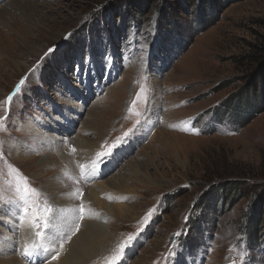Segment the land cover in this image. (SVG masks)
<instances>
[{"label":"rangeland","instance_id":"374dc122","mask_svg":"<svg viewBox=\"0 0 264 264\" xmlns=\"http://www.w3.org/2000/svg\"><path fill=\"white\" fill-rule=\"evenodd\" d=\"M8 1L0 0L2 13L10 10ZM12 2L19 7L5 13L0 25V46L6 48L0 51V117H8L0 130V204L9 198L16 207L14 192L27 178L39 192L32 196L37 206L50 209L51 220L57 206L46 205L51 198L43 185L79 170L75 192L87 197L102 184L111 199L98 198L114 210L107 222H98L116 243L88 264H264V56L258 54L264 48V0L202 1L210 5L209 20L184 0ZM49 48L57 50L55 59L45 57ZM105 53L112 57L107 70ZM85 54L86 84H71L73 95L62 99L60 81L71 83L72 69ZM25 76L9 114L6 98ZM213 116L231 121L212 122ZM93 126L106 130L103 140ZM86 138L90 150L100 144L93 158L82 155L86 163H60L56 154L52 159L55 139L65 141L63 153L68 149L75 158ZM112 145V156L89 180L97 154ZM214 175H227L240 189L232 203L215 193ZM213 199L214 205L206 202ZM78 202L92 217L88 205ZM89 204L97 211L95 197ZM11 215L0 208V264L45 261L35 262L40 251L21 257L23 245L12 238L21 231ZM248 215L255 231L250 245L241 236ZM10 241L11 253H1Z\"/></svg>","mask_w":264,"mask_h":264},{"label":"bare ground","instance_id":"6f19581e","mask_svg":"<svg viewBox=\"0 0 264 264\" xmlns=\"http://www.w3.org/2000/svg\"><path fill=\"white\" fill-rule=\"evenodd\" d=\"M11 2H12V0L8 1V3L10 5H8V3L6 5L10 6V10H12V9L16 10L19 6H17L15 4V2H12V4H11ZM10 10L7 9V11H5L4 13H2L0 11V18H1L0 19V25H3L1 21L4 18V15H6L5 13H9ZM13 19L15 21V18H13ZM13 31H14V29H13ZM3 42H4L3 35H0V45H2ZM1 49L5 50L6 48L3 47V46L2 47L0 46V51H2ZM93 80H94V78H93ZM90 81L91 82L89 84V91H90L89 94L91 95L92 94L91 93L92 90H91L90 86L92 84V80L90 79ZM75 105H76V103H75ZM78 105H79V103H78ZM72 118L73 117H71V119ZM144 124H146V123H144ZM144 124L142 125V127L144 126ZM62 125H63V128H61V129L63 130V132H65L66 135L71 136V135H69L70 129L69 128H64V124H62ZM91 131H93L92 133H95L96 137H98V139L100 141L103 140L104 139L103 137L106 135V130H103V131L102 130H98L94 126L91 128ZM55 140L58 143V146H55V148H54V149H56L55 153L53 151H51L52 152L51 157H52L53 160H55L56 157H57L58 160L60 161V163H64V162L67 163L68 161L73 162V161H75V159H78L77 163L79 162V164H81V163L86 161V159L83 158L82 155H86L87 156V155L90 154L89 157L93 158V155L95 153H97V151L100 148V144H98V146L97 145L95 146L97 148L94 147V149L92 148V150H90V147H92L91 146L92 145L91 144V140H89L87 138L83 139L81 141V143L78 144L77 155H75V158H73L72 153L68 149L66 150L67 153H63V151L65 150V147L63 146V143L65 141L63 143H61L60 140L59 141L57 139H55ZM68 141L70 142V144H71V142H73V141H71V137H70V139H68ZM17 158H19V157H17ZM30 161H31V158L29 159V162ZM44 161H46V160H44ZM56 163L57 162L55 161L54 164H56ZM39 164L42 165V164H45V163H43V160H42ZM49 165H51V164H49ZM46 166H47V164H46ZM67 166L70 167V165H67ZM73 167L75 168V165ZM78 172H79V170L76 171V175H72L73 173L72 174H66V176L64 178L56 176L55 178H52L50 181L48 180L46 182V184L43 185V191H45L48 194V196L51 198V200L48 203H46V205L48 207L49 206L52 207L51 210H53L52 203L55 206H57V208L55 210V215H54L55 217L52 218V219L55 220V223H56V234L53 237L47 238L48 241L53 243L54 245L50 246L48 243H46L45 246L48 247L49 249H52V250H55V248L57 247L56 251H59L60 255H59L58 259H50V256L52 255V252L51 251H42L41 250L40 253L34 257L35 262H37L39 260H45L49 264H88L89 261H91L92 259H94L96 257H99V256H102V255H104L106 253H109L113 249V244L116 243L115 237L109 231L107 232L105 230L106 225H104V226L101 225V223H105L106 219L109 220V218L111 217V212L112 211L114 212V210H111V206L112 205H109V206H108V204L104 205V203L101 202L98 197L101 195L104 198L105 197H110V199H111V195H109V193H108V191H110V190L109 189L107 190L105 187L102 186V184H100V185L96 184L94 186V188H92L90 190L91 193L88 194L87 197L81 196L80 192H75V189L77 188V186H76V184H74V181H73V180H76V178L78 179V177H77L78 176ZM103 173H105V171ZM97 175H98V172H97ZM95 177H92V176L89 175V177H87V178L90 180L91 178H95ZM11 194H12V192H11ZM16 194H17V192L15 191L14 192V196ZM89 195H90V197H89ZM92 196L95 197L98 200V203H99L98 207H102L103 206V208H98L97 207V211L98 212L96 210H94V211L91 210V208H93V209L95 208L93 205L89 204L90 198ZM6 200H7V198H6ZM11 200L12 199L8 198L7 203L3 204L4 205L3 209L4 210H6V208L13 209V211H10V213L13 214L11 216L14 217V219L13 218L12 219L15 220L14 222L16 224V227L21 231L19 238H17L14 235L12 236L13 241L16 244L20 240L21 244L23 245V248L24 247H29L30 248L32 243L34 244V241L38 240V238L35 236V231L36 230L31 228V226L27 222H25L23 225H19L16 222V219H15V216H14L15 207L11 206V204H10ZM32 200H33L32 203H34L37 206L36 200H35L34 197H32ZM78 200H81L84 203H86V205H88L87 207H89V209H88L89 213L94 212L95 214L92 213V217H90V215L87 213V211H86L87 209H86L84 214H83L84 215V219L83 220H79V216H80L79 209H80V206H79ZM41 205H43V204H41ZM37 207H39V206H37ZM42 207H44V206H42ZM121 207L122 206H120V208ZM65 212H68V215H67V213L65 214ZM96 212H97V214L99 216L96 214ZM53 214H54V211H53ZM100 216H103L102 217V221H101V217ZM99 220H100L101 223L98 222ZM107 220H106V222H107ZM77 222H79V224L82 225L81 230H79L78 232H75V234L73 235V236L76 235L75 238L73 237L74 239L69 241L70 244H68V245H66L65 244L66 242H65L63 244V249L60 250L59 249V240L61 238H63L66 234H69L71 231L73 232L75 230V224ZM16 227H15V229H13L14 234H16V232H17ZM56 236H58V238ZM113 239L115 240L114 243H113ZM13 241H10L8 244H6V246L4 245L5 248H3L4 250L1 253H4V254L8 253V252L11 253V250L13 248V246H12V242ZM22 249L20 248V250H21L20 254H21V257H24L23 253H22ZM24 258H26V257H24ZM26 259L28 260L29 258H26ZM21 260L24 261V259H21ZM10 261L13 263L15 260H10ZM10 261H8L6 264H8ZM90 264H92V263H90ZM112 264H114V263H112ZM115 264H118V260H116Z\"/></svg>","mask_w":264,"mask_h":264},{"label":"snow or ice","instance_id":"6c2138e0","mask_svg":"<svg viewBox=\"0 0 264 264\" xmlns=\"http://www.w3.org/2000/svg\"><path fill=\"white\" fill-rule=\"evenodd\" d=\"M67 38L68 37H66V39ZM56 52L57 50L55 48H49L47 53L45 54V57L55 59L54 53ZM111 60L112 57L110 56V54L105 53L103 57L105 70H107ZM89 62H90V57L87 54H85V56L81 61V63L83 64V68L81 67V63H77L72 69L73 80L71 81V83H65L64 81H60V86L64 88V93L60 94L62 99H67L71 97L72 94L71 84H80V85L86 84L85 75ZM92 63H94V61H92ZM37 67H39V65ZM33 71H35V69H33ZM27 82H28L27 76L21 78L18 85L15 87L14 92L6 98V103L9 105V114H11V105L14 97L18 93H21L23 89H25ZM7 119L8 117L6 116L0 117V130L4 128L5 121ZM189 131H193L195 134H199V132L194 129H189ZM117 143H119V141ZM115 147L116 145H112V147L108 148L107 151L100 152L97 154L96 161L93 163L91 167V171L88 173L90 176L95 177L97 175V172L98 170H100L101 165L104 164L105 161L112 156L113 149H115ZM71 150L73 153H75L76 151L75 148H72ZM83 167L84 166H81L82 169ZM16 171L19 170L16 169ZM22 179H23V183L18 184L16 187V192L19 195V202L17 203L14 209L15 219L19 225H23L25 222H27L31 226V228L36 230L35 236L38 238L37 242L33 245L31 249L25 247L23 255L26 258H31L33 255H36L38 251L41 250L51 251L52 255L50 256V259H58L60 252L49 249L48 247L45 246L47 242V238L53 237L56 234V223L54 222V220H50L48 218V213L50 209L45 207H37L34 203L31 202V197L34 195H39V192L38 190L33 188L29 182H27V178H22ZM80 195L82 196V193ZM3 207L4 205L0 204V208ZM9 210L13 211V209L11 208ZM79 211H80L79 220H83L84 219L83 214L85 212V208L83 207V205H81ZM152 214L153 213L150 211L148 215L144 218L145 223L148 222V219L149 217L152 216ZM41 229H44V231H42ZM79 229H80V224L79 222H77L75 224V230L70 234H66L62 239L59 240L60 250L63 249V244L71 239V235H74L75 232L79 231ZM176 235L180 236L182 235V233H177ZM132 239L133 237L130 236L127 242L121 244L120 253H123L125 251V249L129 246V243L131 242ZM173 255H175L174 252ZM29 264H31L30 259H29ZM40 264H47V261H42L40 262Z\"/></svg>","mask_w":264,"mask_h":264},{"label":"trees","instance_id":"16d2710c","mask_svg":"<svg viewBox=\"0 0 264 264\" xmlns=\"http://www.w3.org/2000/svg\"><path fill=\"white\" fill-rule=\"evenodd\" d=\"M193 1L194 0H184V4H185V7L187 9H190V8L194 7L195 8V12H198L199 9H201V11L204 12L205 9L210 6V5H207V6L203 7L201 5L202 4V1L203 2L206 1L205 4H207V3L210 4V2H211V0H199V2L197 3V6H194L193 5L194 4ZM213 1H215V0H213ZM203 5H204V3H203ZM211 7H212V5H211ZM205 13H206V11L204 12V14ZM216 13H218V10H216ZM203 17H205L208 20L210 19V16L208 15V13H206ZM258 54H262L264 56V48L262 46L259 48ZM255 60L257 61V59H255ZM260 64H261L260 65V67H261V66L264 65V62L263 63H260ZM262 72L264 74V71H262ZM261 87H262V85H261ZM214 112L215 111H213V115H214ZM213 120L216 121V122H218V123H227L228 121H231V120H226L222 116H220V117L213 116ZM214 176H216V177H213L212 179L217 180L215 182H218L219 183V184L216 185L217 188H215L214 186L212 187V188L217 189L215 193H218V194L220 193L221 194V197H222V201L221 202L222 203L223 202H226L227 204H229V202L232 203L231 196H234V193H237V191L240 190V189H237V187H235V186L232 185L233 184V180L231 178H228L227 175H224V176L223 175H214ZM217 176H220V177H217ZM226 178L229 179L230 181L227 180ZM224 179H226V180H224ZM211 191L213 192V190H211ZM215 193L213 192V194H215ZM206 202H211L212 205H214V199L213 200L206 201ZM206 202L202 204V206L204 208H205V206H208L206 204ZM250 218H251V216L248 215V218L243 223L244 225L242 224L244 226L243 236L245 237L246 242H247L248 245L251 244V240H253V238L255 237V231L252 230L253 229L252 228V225H254V222H253V224H250V222H251L250 221Z\"/></svg>","mask_w":264,"mask_h":264}]
</instances>
